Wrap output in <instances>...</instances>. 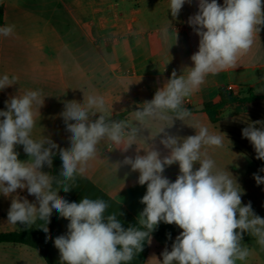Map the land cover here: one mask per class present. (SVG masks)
Instances as JSON below:
<instances>
[{
  "label": "clouds",
  "instance_id": "1",
  "mask_svg": "<svg viewBox=\"0 0 264 264\" xmlns=\"http://www.w3.org/2000/svg\"><path fill=\"white\" fill-rule=\"evenodd\" d=\"M185 3L192 0H170L173 19ZM187 23L199 37L198 51L190 57L193 66L183 68L181 75L173 70L154 97L131 112L130 119H111L103 95L83 92L82 103L64 102L60 116L71 133L68 148H60L48 136L33 137L44 105L42 91L30 90L5 101L7 110L0 111V195L11 197L7 223L29 228L39 220L43 222L40 229L48 233L47 225L56 210L69 221L67 234L54 240L61 264H128L143 251L145 242L151 243V234L161 222L175 224L182 231L171 251L165 248L161 253L162 260L153 256L158 264H237L250 255L249 246L242 243L245 233L264 249V218L254 212L251 202L242 204L243 190L236 178L218 169L206 151L222 148L226 134L212 133L201 123H187L193 114L184 106L207 76L235 68L251 50L264 27V0H224L223 5L217 0H198V12ZM13 30L14 25L0 27V35L9 37ZM177 39L176 31L174 44ZM16 80L7 74L0 77V90ZM175 120L194 128L195 135L180 137L166 131ZM261 125L264 122H248L242 136L254 147L256 159L264 160ZM161 134L159 142L168 150L163 156L153 143ZM101 142L108 144L109 152H127L137 146L134 158L125 156L113 163L116 176L120 167L129 166L139 173L138 184L147 185L140 200L145 207L136 225L127 229L118 219L122 213L106 214L110 205L105 200L84 197L78 203L69 202L58 194L69 192L78 176L87 175L91 163L101 157ZM17 145L23 146L28 160L18 159ZM141 149L144 155H140ZM57 152L62 166L59 175L53 176L42 168L52 167ZM197 163L198 169L194 167ZM173 164H178L179 174L171 182L163 173ZM253 176L257 185L264 184V177ZM18 189H26L35 202L13 196Z\"/></svg>",
  "mask_w": 264,
  "mask_h": 264
},
{
  "label": "crops",
  "instance_id": "2",
  "mask_svg": "<svg viewBox=\"0 0 264 264\" xmlns=\"http://www.w3.org/2000/svg\"><path fill=\"white\" fill-rule=\"evenodd\" d=\"M217 2L223 5L224 0ZM169 4L170 0H0V5L5 8L4 23L0 27L14 25L11 36L0 35V77L7 74L9 78H17L16 84L0 90V111L7 110L5 101L12 96L30 90L42 91L44 105L36 118L33 137L48 136L60 148L69 147L68 137L71 135L60 116L64 102L75 100L82 103L84 93L103 95L111 119L119 114L124 115L121 119H130L131 112L138 110L144 101H150L173 70L181 75L183 68L193 66L190 57L198 51L199 37L187 21L198 12V0L185 3L175 19L171 16ZM149 31H158L153 37L154 45L140 40L107 46L109 38L133 35L139 40L138 37H144ZM176 31L178 39L174 44ZM119 67L126 70V77H120ZM260 77H264V27L251 50L238 60L235 68L210 74L201 88L185 99L186 107L196 110L187 123H201L212 133H224L207 113L200 111L201 107L219 100V92L223 89L233 88L235 95L252 90L255 95L264 96V92H258L264 90V80L258 79ZM120 85H125V94H119ZM135 86H140L137 92ZM165 130L180 137L195 135V129L180 120H175L174 125ZM148 134L145 130L144 135ZM162 136L153 143L163 156L168 150L159 142ZM98 148L101 157L91 163L87 175L78 176L69 192L61 190L58 194L77 203L84 197L103 199L110 205L106 214L120 212L122 215L118 219L125 229L135 226L145 207L140 200L146 194L147 185L138 184L139 173L132 172L129 166L120 167L116 176L113 163L122 161L125 156L134 158L137 146L133 145L127 152L120 149L109 152L108 144L101 142ZM15 150L21 161L29 159L22 145H17ZM206 151L218 169L227 170L236 178L243 190L242 204L251 202L254 212L264 217V184L257 185L253 176L264 177V171H261L264 166L254 163L226 136L222 148H207ZM144 154L141 149L140 155ZM194 167L198 169L199 164ZM42 171L51 174L52 167L45 165ZM178 174V164L167 167L163 173L171 182ZM15 195L35 202V197L26 189H18ZM10 205L11 197L0 195V233L21 229L19 223H7ZM68 223L53 210L47 235L54 247L57 264H61V260L54 240L67 234ZM181 231L175 224L161 222L151 234V243L145 242L143 251L128 264H158L156 258L162 260L161 253L165 248L171 251ZM242 243L249 246L250 255L237 264H260L253 250L254 237L245 233ZM0 264L47 263L32 247L1 243Z\"/></svg>",
  "mask_w": 264,
  "mask_h": 264
},
{
  "label": "trees",
  "instance_id": "3",
  "mask_svg": "<svg viewBox=\"0 0 264 264\" xmlns=\"http://www.w3.org/2000/svg\"><path fill=\"white\" fill-rule=\"evenodd\" d=\"M4 6L0 5V26L4 23ZM236 104H260L264 108V96H257L252 90H247L244 96L235 95L227 89L220 90L219 100L204 104L200 111L208 114L210 120L215 123L214 117L224 111L227 107ZM192 113L196 110L192 107H187ZM124 115H116L113 120L121 119ZM246 123H243V128L247 127L248 122L261 121L264 122V110L255 111L252 115L245 117ZM258 127L260 125H257ZM264 126V125H261ZM227 135L228 132L224 131ZM228 138L236 145V148L244 153L248 158H250L257 165L264 166V160L256 159V154H249L246 148L237 140ZM70 147V145H69ZM62 161L59 154L53 157L52 173L53 176H58L61 171ZM43 224L42 221H37L34 226L26 228L21 224V229L19 231L0 233V244L1 243H20L32 247L39 251L41 256L44 258L47 264H57L55 250L52 243L48 239L47 233L40 229ZM49 224L47 225V227Z\"/></svg>",
  "mask_w": 264,
  "mask_h": 264
},
{
  "label": "rangeland",
  "instance_id": "4",
  "mask_svg": "<svg viewBox=\"0 0 264 264\" xmlns=\"http://www.w3.org/2000/svg\"><path fill=\"white\" fill-rule=\"evenodd\" d=\"M172 32V29L169 31ZM158 31H149L144 34V37H138L139 40H137V37L131 35L130 37H114L107 39V46H112L118 43L122 42H131L134 43L135 41L138 42L140 40H145L146 44H152L154 41V34H157ZM119 73L120 77H126V70L119 67ZM137 75H140L138 71H136ZM125 81V80H124ZM136 92L137 88H140L135 86ZM119 94H125L126 93V87L125 85L119 86ZM238 95L244 96L245 92H240ZM185 103V107H186ZM187 108V107H186ZM264 108L260 106V104H236L233 106L227 107L224 111L217 114L214 117L215 125L220 127L223 131H227L230 138L239 141L245 148L247 153L249 154H256L254 147L250 143V141L242 136V129H243V123H246V120H244L245 117H248L252 115L255 111H263ZM245 128V127H244ZM225 133V132H224ZM226 134V133H225ZM226 134V136L228 137ZM246 205V204H245ZM264 218V217H262ZM254 253L256 254L257 262L260 264H264V249H262L256 242L254 244Z\"/></svg>",
  "mask_w": 264,
  "mask_h": 264
},
{
  "label": "built area",
  "instance_id": "5",
  "mask_svg": "<svg viewBox=\"0 0 264 264\" xmlns=\"http://www.w3.org/2000/svg\"><path fill=\"white\" fill-rule=\"evenodd\" d=\"M227 90H229V91H231L232 93H234L233 88H229V89H227ZM234 94H235V93H234Z\"/></svg>",
  "mask_w": 264,
  "mask_h": 264
}]
</instances>
